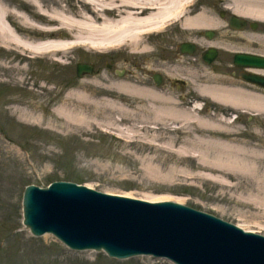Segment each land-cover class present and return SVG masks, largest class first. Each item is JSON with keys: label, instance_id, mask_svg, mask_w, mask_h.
I'll return each instance as SVG.
<instances>
[{"label": "rangeland", "instance_id": "rangeland-1", "mask_svg": "<svg viewBox=\"0 0 264 264\" xmlns=\"http://www.w3.org/2000/svg\"><path fill=\"white\" fill-rule=\"evenodd\" d=\"M39 1L49 11L81 6L79 0ZM203 1L213 15L228 22L232 14L226 9L227 2ZM0 7L23 11L31 22L49 24L29 0H0ZM221 11L227 12L228 17L220 16ZM8 20L14 28L29 31V24L16 15L10 14ZM258 31L264 34V27ZM180 32L183 39L192 37L189 31ZM225 32L232 33L230 29H219L217 38L228 39ZM237 43L242 48L264 51V43L263 47H257L253 41L249 45L245 41ZM120 52L91 56L83 50L74 51L60 64L45 56L30 55L22 60L0 46V79L5 81L0 83V264H173L151 256L117 260L104 252L73 251L53 235L34 236L23 224L25 189L56 181H72L100 192L150 202H177L264 235V206L251 202L252 190L246 185L231 188L218 183L211 179L210 171L198 168L193 157L177 155L184 135L176 130L175 123L169 122L167 129L157 130L160 137L154 147L148 141L156 135L154 132L119 136L112 130L110 124L116 121L122 126H157V119L144 103L136 104L129 95L108 91L112 80L135 82L141 76L134 73L121 78L116 74V69H131L125 59H137L136 54ZM112 58H117L116 63L109 68ZM80 63L94 65L93 75L80 80L76 75ZM103 73L111 80H102L101 87L88 91L94 102L68 98L71 90L80 89V82L95 80ZM107 99L118 101L115 102L125 105L127 110L109 107ZM121 100L123 103H119ZM65 104L72 106L78 117L84 116L88 126L83 124L81 130H72L73 133L49 127L66 125L67 120L54 113L56 107ZM17 107L33 115L31 120L20 119L13 111ZM255 130L256 134L235 137H241L239 141L249 143L252 149L264 151V118L262 126ZM166 142H172L173 148L166 147ZM259 167L264 174V156Z\"/></svg>", "mask_w": 264, "mask_h": 264}, {"label": "bare ground", "instance_id": "bare-ground-1", "mask_svg": "<svg viewBox=\"0 0 264 264\" xmlns=\"http://www.w3.org/2000/svg\"><path fill=\"white\" fill-rule=\"evenodd\" d=\"M79 1L81 6L78 9L49 11L42 6L39 0H29L40 16L46 18L48 25L29 21L23 11L14 9L9 11L6 7H0V46L10 54H17L18 58L22 60L30 55L45 56L62 64L70 53L79 50H83L85 54L91 56L123 49L139 53L148 49L149 42L152 40L151 33L176 27H179L178 29L181 31H189L192 37L204 36L205 32H210L215 28L218 30L230 29L226 21L210 12L203 0ZM217 1L227 2V9L242 19L264 22V0ZM10 14L16 15L24 24H29V31L26 32L19 27L14 28L8 20ZM224 34L230 40L245 41L247 45L256 39L264 40L257 34L244 31L237 34L228 32ZM210 45L214 46L215 44L211 43ZM226 47L232 46L226 45ZM21 70L23 71V69ZM86 77L80 80H84ZM137 78L138 80L135 82L112 80L108 91L129 95L132 97L133 103H144L143 106L150 109L157 119V126L148 123L122 126L116 121L110 124L113 126L112 130L119 136H124L127 133L130 135L132 132H142V134L154 132L156 135L148 140L149 144L154 147L158 145L156 142L160 137L157 136L159 132L157 130L167 129L169 122L175 123L176 130L184 135L176 149L177 155L193 157L198 168L210 171V174H213L211 179L218 183L231 188L241 185L242 188L246 185L248 190H252L251 195H254L251 202L264 206V174H261L259 170L264 151L252 149L249 143L245 144V141L240 142L237 137L233 139L227 135L230 132L229 125L232 123L234 115L231 108L221 105L213 112L206 113L200 118L198 104L194 106H186L183 103L174 105L172 102L167 104L165 96L149 79H144L141 76ZM105 79L111 80L109 75L103 73L95 80L92 78L88 81L85 80L86 83L80 82V89L71 90L68 98L94 102L87 93L95 90L93 88L95 86L101 87L102 80ZM0 83L4 84L5 81L0 79ZM198 90L215 99H222L246 114H256V117L261 120L264 118L262 116L264 115L263 92L255 94L219 85L198 87ZM160 99L165 105L159 104ZM115 101L107 99L109 107L117 106L121 111L127 110L125 105L117 104L118 101ZM119 103H123V101ZM13 111L25 121L31 120L33 116L18 107ZM54 113L60 118H65L66 125L50 124L49 127L54 126L71 132L72 130H81L83 124L88 126L85 117H81V115L78 117L72 106L71 108L66 104L58 106L54 109ZM158 125L160 126L158 127ZM236 130L238 133L241 132L240 129ZM166 147L173 148V143L166 142ZM232 182L235 183L231 184ZM49 236L44 235V238Z\"/></svg>", "mask_w": 264, "mask_h": 264}, {"label": "water", "instance_id": "water-1", "mask_svg": "<svg viewBox=\"0 0 264 264\" xmlns=\"http://www.w3.org/2000/svg\"><path fill=\"white\" fill-rule=\"evenodd\" d=\"M240 22L233 17L231 24ZM243 58L238 55L236 62ZM247 58L264 64L262 57ZM77 70L83 77L93 66L81 64ZM23 208L32 234H53L76 251H105L120 260L153 256L175 264H264V236L178 203H151L54 182L27 187Z\"/></svg>", "mask_w": 264, "mask_h": 264}, {"label": "flooded vegetation", "instance_id": "flooded-vegetation-1", "mask_svg": "<svg viewBox=\"0 0 264 264\" xmlns=\"http://www.w3.org/2000/svg\"><path fill=\"white\" fill-rule=\"evenodd\" d=\"M227 25L231 28L230 23ZM263 27L264 25H259L256 30L257 35L262 38H264V34L258 30ZM252 30V26L248 25L244 32L250 33ZM182 36L180 30H173L159 38H152L148 49L139 52L141 56H135L137 57L135 60H133L134 58L125 59V63L129 62L128 65L131 69H123L121 73L123 76L140 73L142 78L149 79L165 96L167 104L170 102L174 105L183 103L186 106L198 104L200 118L206 113L213 112L221 105L228 106L234 115L229 126L230 134L227 135L234 139L235 134L243 137L246 133L255 134V127L262 126L261 118L256 117V114H246L237 110L235 106L222 99H215L208 94H203L199 92L198 87L219 85L255 94L264 93V89L252 79L254 76L264 77V68L261 65H253L246 59L241 60L242 67L236 64L235 60L237 54L249 53L264 56V51L242 48L237 42L230 39L220 40L217 38V32L212 31L205 32L204 36L196 35L186 39H183ZM253 42L257 47H263L264 40L256 39ZM211 43L215 45L212 46ZM158 45V48L154 47ZM226 45L232 47H226ZM213 49H215L216 55L212 57ZM116 59H111L110 67H114ZM159 104L165 105L162 99ZM236 129H240L241 132L238 133ZM240 138L238 137V139Z\"/></svg>", "mask_w": 264, "mask_h": 264}]
</instances>
